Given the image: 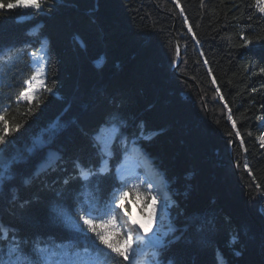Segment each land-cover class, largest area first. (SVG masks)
I'll use <instances>...</instances> for the list:
<instances>
[{
    "label": "trees",
    "instance_id": "obj_1",
    "mask_svg": "<svg viewBox=\"0 0 264 264\" xmlns=\"http://www.w3.org/2000/svg\"><path fill=\"white\" fill-rule=\"evenodd\" d=\"M36 2L0 9V264L17 259L13 248L35 264H131L72 221L122 189L148 203L144 185L116 175L133 142L171 199L175 233L158 264H264L261 0ZM39 51L42 89L18 100ZM98 134L111 137L107 156ZM107 231L109 243L125 239Z\"/></svg>",
    "mask_w": 264,
    "mask_h": 264
},
{
    "label": "rangeland",
    "instance_id": "obj_2",
    "mask_svg": "<svg viewBox=\"0 0 264 264\" xmlns=\"http://www.w3.org/2000/svg\"><path fill=\"white\" fill-rule=\"evenodd\" d=\"M262 8H264V0H261V9ZM262 12H264V11H262ZM45 56H46L45 52L39 51L38 53H36V56L33 57L34 65L36 68V73H35L36 80L32 82V85L30 88L27 85L28 86L27 87V96L24 99L33 100L34 97L38 93H40V91L42 89V86L44 84V77L46 75V66H47V61L45 59ZM2 120L3 119L0 118V123L2 122ZM263 123H264V120H263ZM2 128H3V126H2ZM147 137H149V136H147ZM121 139L122 140L124 139V135L121 136ZM262 141H264V131L262 132V134L260 136V143L264 147V143H262ZM139 156H141L139 145L137 143H134V142L130 143V145H128V147H127V151L125 153L123 162L120 165L119 170L116 171V175L118 176V178L120 180H122V181L127 180L128 174H130V175L137 174L136 173V165L138 164ZM129 159L133 162L134 165H133V167H131V166L129 167L128 166L129 163H127L126 165H127V169L129 171L127 173H124V172H122V167H124L125 162L128 161ZM144 161L146 164L147 161L145 159H144ZM149 162L151 163V166L157 172L158 170L155 167V165L153 164L154 162L152 160H149ZM101 169H103V171L108 169L107 162H105L102 165ZM139 177L141 178L140 184L144 185L146 190L149 192L148 203L144 204L143 200L140 196H137L135 199H132L130 197V195H127V197L125 198V201H124V205L129 204L131 206V209H132V213L130 215L131 216V222H130L129 226L130 227H138L140 232L143 234V241H137L135 243V244H137L136 246L139 248L143 247L146 254H148L150 256V260H148L147 255H145L146 257L144 256V259L142 260V262H139V263L140 264H158V262H159L158 256L160 254V248L163 247L164 245H166L167 241L169 239H171L175 233V227L173 226L172 222L170 221L169 213H168V208L171 205V199H170L169 193L165 189L166 188V179L164 178V176H161L159 174L158 177H156L161 182L164 181L163 185H165V188L163 187L162 192L159 191L160 189L158 190V188L155 191H153L154 187L150 183V178H151V180L153 179V176L151 174H149V176H148V174L146 176L143 174H140ZM149 187L152 189H149ZM165 203L167 204L166 207H165ZM118 211L125 212L124 209H120ZM149 213H152V214H149ZM147 217L150 219L148 220ZM127 220H128L127 215H125L123 217V219H121L118 216L116 223L114 225L109 224L107 226V229L112 228V230H113L116 228H118V229L121 228L124 235H125V239H127V230L128 229L124 225V221H127ZM150 220L151 221L154 220V221H152L151 225L149 226V225H147L148 224L147 222ZM149 229H153V230L159 229L160 231H159V234H155V233H153V231H151ZM169 229H171V230H169ZM134 239L137 240L135 233H133V241H134ZM149 240L151 241L150 243L144 242V241H149ZM157 240H160L161 243L157 244L156 243ZM123 250L128 251L126 245H124ZM133 250H134V244H133ZM47 259L51 260L50 257H48ZM127 261L131 264L138 263L136 261V259L132 256V254L129 255V259ZM221 264H228V263L224 259H221Z\"/></svg>",
    "mask_w": 264,
    "mask_h": 264
},
{
    "label": "snow or ice",
    "instance_id": "obj_3",
    "mask_svg": "<svg viewBox=\"0 0 264 264\" xmlns=\"http://www.w3.org/2000/svg\"><path fill=\"white\" fill-rule=\"evenodd\" d=\"M7 9H15L17 7L23 9H35L38 10L40 8V4L36 2V0H16L14 3H7L6 5L0 3V9L3 8ZM264 11V8L261 9ZM35 57L36 53H32ZM2 59V58H0ZM36 80V75H33L30 79L25 80V84L29 86L32 85V82ZM50 91V89H49ZM27 96V89H22L17 96V99L20 100ZM7 109H0V113L6 112ZM6 124V122H5ZM115 128L112 129V132H116ZM110 139H103L101 138L100 134H98V143L100 144L101 151L104 153L105 156L108 155L109 152V145ZM5 143V136L3 132H0V144ZM264 143V141H262ZM79 177L81 180L87 181L92 175L93 172L91 169L79 166ZM103 169H101L102 171ZM3 176V172H0V177ZM128 195L127 190H120L117 194L113 196L112 202L105 207V210L100 213L99 215L96 214V209L91 204H83L80 209H78V218L75 221H72V227L78 232H91L93 233L96 238L99 240L101 244L106 246L107 248L111 249L112 252H115L118 256L122 257L123 260L127 261L129 259V255L132 254L133 250V233H135L137 241H143V234L140 232L138 227H130L129 224L131 222V216L127 212H120L118 210L123 209L125 198ZM167 204L165 203V207ZM127 215L128 220L124 221L125 227H127V239L122 240L120 243L126 245L128 251L123 250L120 247V243H109L108 235L109 232L106 227L109 224L114 225L116 223L117 217L119 216L121 219ZM69 220L71 218L69 217ZM171 230V229H169ZM159 233V229L157 230ZM146 243H150L151 241H144ZM157 244H160L161 241L157 240ZM14 253H17V259L15 261H9V264H35V262L29 259L27 253L23 251V249L13 248L11 250ZM37 251H43L42 249H37ZM43 264H79V262L68 259V260H49L44 258Z\"/></svg>",
    "mask_w": 264,
    "mask_h": 264
},
{
    "label": "bare ground",
    "instance_id": "obj_4",
    "mask_svg": "<svg viewBox=\"0 0 264 264\" xmlns=\"http://www.w3.org/2000/svg\"><path fill=\"white\" fill-rule=\"evenodd\" d=\"M127 163H129V162L126 161L124 167H122V172H124V173H127V172L129 171V170L127 169V165H126ZM129 167H130V166H129ZM129 167H128V168H129ZM157 172H158V171H157ZM158 173L160 174V172H158ZM160 175H161V174H160ZM153 212H154V211H153ZM154 213H155V212H154ZM149 214H152V213H149ZM150 217H151V216H150ZM147 218H148V217H147ZM149 219H150V218H148V220H149ZM152 221H154V220H152ZM152 221H151V220L148 221V222H147V223H148L147 225L150 226ZM154 226H155V225H154ZM151 228H152V227H151ZM149 230L153 231V233H155V234H159L158 231H157L158 229H157V230H156V229H155V230H153V229H149ZM149 230H148V231H149ZM159 231H160V230H159ZM149 233H150V232H149ZM153 237H154V236H153Z\"/></svg>",
    "mask_w": 264,
    "mask_h": 264
},
{
    "label": "water",
    "instance_id": "obj_5",
    "mask_svg": "<svg viewBox=\"0 0 264 264\" xmlns=\"http://www.w3.org/2000/svg\"><path fill=\"white\" fill-rule=\"evenodd\" d=\"M182 55H183V53H182V50L180 49L179 50V59L175 65V70H177L178 65L181 63Z\"/></svg>",
    "mask_w": 264,
    "mask_h": 264
}]
</instances>
